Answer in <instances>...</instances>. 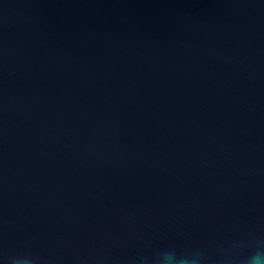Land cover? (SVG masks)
Segmentation results:
<instances>
[{
	"label": "water",
	"instance_id": "water-1",
	"mask_svg": "<svg viewBox=\"0 0 264 264\" xmlns=\"http://www.w3.org/2000/svg\"><path fill=\"white\" fill-rule=\"evenodd\" d=\"M0 264H264V0H0Z\"/></svg>",
	"mask_w": 264,
	"mask_h": 264
}]
</instances>
